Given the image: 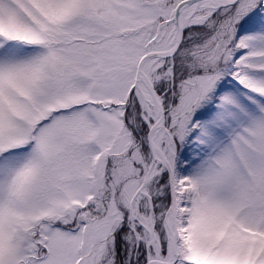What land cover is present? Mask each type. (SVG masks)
Returning a JSON list of instances; mask_svg holds the SVG:
<instances>
[{
    "label": "snow or ice",
    "instance_id": "6c2138e0",
    "mask_svg": "<svg viewBox=\"0 0 264 264\" xmlns=\"http://www.w3.org/2000/svg\"><path fill=\"white\" fill-rule=\"evenodd\" d=\"M0 264H264V0H0Z\"/></svg>",
    "mask_w": 264,
    "mask_h": 264
}]
</instances>
